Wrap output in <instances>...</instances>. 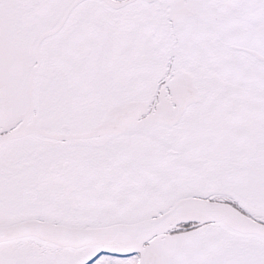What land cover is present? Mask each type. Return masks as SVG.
<instances>
[{"label": "snow or ice", "instance_id": "snow-or-ice-1", "mask_svg": "<svg viewBox=\"0 0 264 264\" xmlns=\"http://www.w3.org/2000/svg\"><path fill=\"white\" fill-rule=\"evenodd\" d=\"M0 264H264V0H0Z\"/></svg>", "mask_w": 264, "mask_h": 264}]
</instances>
